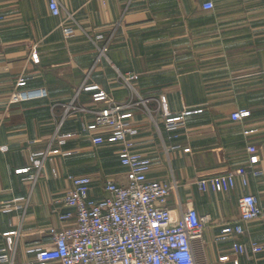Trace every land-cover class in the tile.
Wrapping results in <instances>:
<instances>
[{
	"label": "crops",
	"instance_id": "1",
	"mask_svg": "<svg viewBox=\"0 0 264 264\" xmlns=\"http://www.w3.org/2000/svg\"><path fill=\"white\" fill-rule=\"evenodd\" d=\"M207 1L59 0L62 15L55 16L50 0H0V146L6 147L0 150V204L29 197L24 212H0V246L5 235L19 229L18 262L31 260L29 246L51 243V226L74 223L59 219L68 208L54 202L69 189L68 174L91 176L95 198L105 196L107 179L124 181L120 145L111 141L110 131L104 132L108 142L101 146L82 133L90 112L63 119L60 130L75 133L64 147L71 155L46 160L33 186L16 170L31 166V150L46 147L61 122V103L84 80L98 82L123 101L129 90L119 72L132 71L140 94L153 100L152 108L163 97L177 114L194 110L183 118L175 140L160 114L158 127L142 108L132 116L140 130L137 148L152 161L149 179L178 182L168 200L173 215L192 204L210 217L198 264H252L250 251L240 254L233 244L264 245V217L245 225L243 234L221 237L225 226L240 223L242 194H255L264 208V0H212L215 7L205 10ZM66 13H73L91 35H112L107 57L95 63L96 48L81 29L65 39L61 21ZM15 92L28 98L12 102ZM80 101L89 109L102 105L92 102L88 92ZM239 109L250 115L233 120ZM248 129L252 133L244 134ZM176 144L180 148L172 149ZM251 145L255 153L248 151ZM238 166L248 170L247 186L239 177L234 185L227 178ZM214 178L221 181L220 190L213 187ZM258 263L264 264V249Z\"/></svg>",
	"mask_w": 264,
	"mask_h": 264
},
{
	"label": "built area",
	"instance_id": "2",
	"mask_svg": "<svg viewBox=\"0 0 264 264\" xmlns=\"http://www.w3.org/2000/svg\"><path fill=\"white\" fill-rule=\"evenodd\" d=\"M205 10L215 7L212 0L203 4ZM51 14L61 16L59 0H50ZM61 28L66 40L73 37L81 29L94 44L97 54L95 63L107 57V51L112 35L104 33L91 35L76 22L73 13H66L62 17ZM135 72H119V79L128 88L126 100L116 101L96 81L88 78L75 89L68 102L61 103L63 116L58 129L51 135L45 148L30 151L31 166L17 169L24 174L23 181L33 186L41 174L46 160L54 161L57 157H68L71 151L64 149L75 136L70 131H61L63 119L76 113H92L90 121L81 125L83 134L91 136L94 145L101 146L108 142L104 132L110 131L112 142L120 145V163L125 168L124 181L107 179L103 190L106 193L101 198L93 195V179L89 175L68 174L70 187L55 203H60L68 211L59 213V219L67 222L74 219V223L57 228L51 226L48 234L51 243L29 246L27 253L31 260L18 262L17 239L15 234H7L0 246V263L2 264H198L197 253L202 247L203 230L210 221L208 215H201L192 204L181 208L180 215L175 217L168 205L171 194L177 190L178 182L151 180L148 173L152 161L137 148L139 128L133 119L134 110L142 108L151 122L158 127L159 114L164 119L165 130L170 139L179 136V129L183 118L191 115L194 110H184L177 114L170 110L167 100L163 97L155 99L157 108L151 107V98L143 97L134 81ZM82 92H88L94 103L102 104L89 109L80 101ZM43 93H39L42 95ZM28 98L27 94L15 92L12 102ZM250 115L247 109H239L232 113L231 118L241 121ZM252 130H244V134H251ZM180 145L172 146L179 149ZM0 146V150H5ZM248 151L255 153L257 147L251 145ZM53 173L57 176L58 170ZM248 170L245 166H238L228 171L227 178L234 185L236 177L241 178L243 184H248ZM215 189L220 190L222 183L218 178L211 180ZM200 185L203 181L199 182ZM29 204V197L15 196L10 201L0 204V212H24ZM240 223L225 226L222 229V239L226 240L235 234H243L245 225L264 217V208L255 194L244 193L239 197ZM58 209V208H56ZM247 247L243 242H234L233 249L240 254H248L252 264L258 263V254L264 245L251 242Z\"/></svg>",
	"mask_w": 264,
	"mask_h": 264
}]
</instances>
